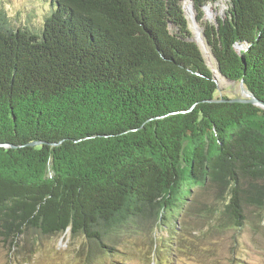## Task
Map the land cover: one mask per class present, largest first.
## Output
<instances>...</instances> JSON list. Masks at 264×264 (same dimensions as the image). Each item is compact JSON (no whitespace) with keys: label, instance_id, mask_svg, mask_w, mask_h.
I'll return each instance as SVG.
<instances>
[{"label":"trees","instance_id":"1","mask_svg":"<svg viewBox=\"0 0 264 264\" xmlns=\"http://www.w3.org/2000/svg\"><path fill=\"white\" fill-rule=\"evenodd\" d=\"M43 1L29 28L0 10L2 242L68 235L93 262L182 215L197 238L262 227L264 109L216 96L183 12L216 0ZM201 26L221 77L264 103V0Z\"/></svg>","mask_w":264,"mask_h":264},{"label":"rangeland","instance_id":"2","mask_svg":"<svg viewBox=\"0 0 264 264\" xmlns=\"http://www.w3.org/2000/svg\"><path fill=\"white\" fill-rule=\"evenodd\" d=\"M13 2L14 8L9 0H0V10L27 28L38 25L50 11L43 0H24L19 8L17 6L22 0ZM227 2L216 0L203 6L202 20L195 23L196 13L189 8V2H184L183 12L192 38L208 66H212L211 70L215 64L210 59L209 48L201 39V24H215V19L225 10ZM196 31L200 34L195 35ZM216 79L217 97L243 98L248 94L240 83L218 76ZM194 222V219L189 220L182 215L177 218L175 226L167 229L161 227L154 237L149 232L125 235L113 248L110 257L104 256L93 262L78 257V241L70 240L68 235L25 240L19 253L12 252L9 245L0 239V264H264V225L255 229L247 221L241 229H229L220 235L210 233L197 238L199 227Z\"/></svg>","mask_w":264,"mask_h":264},{"label":"water","instance_id":"3","mask_svg":"<svg viewBox=\"0 0 264 264\" xmlns=\"http://www.w3.org/2000/svg\"><path fill=\"white\" fill-rule=\"evenodd\" d=\"M190 4V7L192 8V11L194 12V9H193V5L191 3ZM196 20L194 18V22L195 23ZM201 39L204 40V37L203 35L201 36ZM205 41V40H204ZM206 44V43H205ZM207 46V45H206ZM219 76L221 77L220 73L218 72ZM223 78V77H222ZM225 79V78H224ZM226 80V79H225ZM214 81L217 82V79L216 77H214ZM241 85H243L241 82H240ZM229 103H247V104H252V105H256V106H259L260 108H263L264 109V103L262 102H259L257 99L254 98V96L252 94H250L248 92V94L243 97V98H231L230 100H228Z\"/></svg>","mask_w":264,"mask_h":264},{"label":"bare ground","instance_id":"4","mask_svg":"<svg viewBox=\"0 0 264 264\" xmlns=\"http://www.w3.org/2000/svg\"><path fill=\"white\" fill-rule=\"evenodd\" d=\"M189 8H190V6H189ZM187 15H188V14H187ZM199 34H200L199 31H196V32H195V35H199ZM203 45H204V44H203ZM206 50H207V49H206ZM210 59H212V58H210ZM210 67H212V66H210ZM212 70H213V73H214V76H215V77H217V76L220 77L219 74H218V72H217V70H216V68H214V66H213ZM220 78H221V77H220Z\"/></svg>","mask_w":264,"mask_h":264}]
</instances>
